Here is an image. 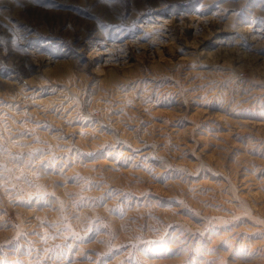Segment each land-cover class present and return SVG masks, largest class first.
<instances>
[{
	"label": "rangeland",
	"instance_id": "rangeland-1",
	"mask_svg": "<svg viewBox=\"0 0 264 264\" xmlns=\"http://www.w3.org/2000/svg\"><path fill=\"white\" fill-rule=\"evenodd\" d=\"M0 264H264V0H0Z\"/></svg>",
	"mask_w": 264,
	"mask_h": 264
}]
</instances>
